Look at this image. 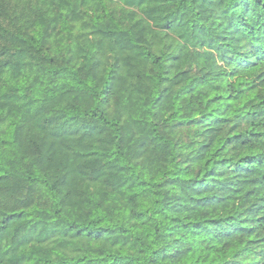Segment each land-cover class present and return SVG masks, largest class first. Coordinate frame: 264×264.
Listing matches in <instances>:
<instances>
[{"label":"trees","instance_id":"1","mask_svg":"<svg viewBox=\"0 0 264 264\" xmlns=\"http://www.w3.org/2000/svg\"><path fill=\"white\" fill-rule=\"evenodd\" d=\"M0 264H264V0H0Z\"/></svg>","mask_w":264,"mask_h":264}]
</instances>
